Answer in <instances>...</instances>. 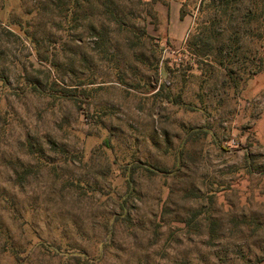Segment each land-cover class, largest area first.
I'll return each mask as SVG.
<instances>
[{"label": "rangeland", "instance_id": "obj_1", "mask_svg": "<svg viewBox=\"0 0 264 264\" xmlns=\"http://www.w3.org/2000/svg\"><path fill=\"white\" fill-rule=\"evenodd\" d=\"M44 2L0 0V264H264L263 45L129 0L102 60Z\"/></svg>", "mask_w": 264, "mask_h": 264}, {"label": "trees", "instance_id": "obj_2", "mask_svg": "<svg viewBox=\"0 0 264 264\" xmlns=\"http://www.w3.org/2000/svg\"><path fill=\"white\" fill-rule=\"evenodd\" d=\"M46 8L62 24L71 29H83L86 25L90 37L95 40L94 51L102 60L110 56L111 27L119 32L130 31L131 13L127 12L126 2L129 0H45ZM207 2L208 9L217 10L220 15L219 23L227 22V31L231 32L229 39L235 44H240L243 39H250L264 47V0H203ZM213 37H214V32ZM233 39V40H232ZM222 54V53H221ZM264 71V58L257 64V74ZM51 77V75H49ZM171 75L165 82L170 85ZM33 90L38 87L35 84H26ZM42 96L59 103L75 102L76 97L72 89L55 88V81L47 84ZM86 107L85 116L90 115V103L84 98ZM160 170L159 173H166Z\"/></svg>", "mask_w": 264, "mask_h": 264}]
</instances>
